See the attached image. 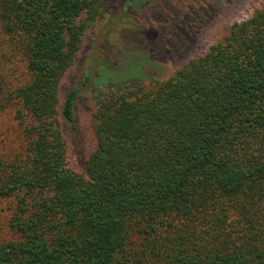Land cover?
I'll return each instance as SVG.
<instances>
[{
    "label": "trees",
    "instance_id": "16d2710c",
    "mask_svg": "<svg viewBox=\"0 0 264 264\" xmlns=\"http://www.w3.org/2000/svg\"><path fill=\"white\" fill-rule=\"evenodd\" d=\"M257 1L169 78L135 85L141 67L161 66L168 52L148 30L152 56H136L131 84L92 81L93 147L79 159L80 89L61 96V87L87 31L129 2L0 0V114L16 123L0 151L11 233L0 240V264H264ZM96 61L103 68L102 52Z\"/></svg>",
    "mask_w": 264,
    "mask_h": 264
},
{
    "label": "rangeland",
    "instance_id": "374dc122",
    "mask_svg": "<svg viewBox=\"0 0 264 264\" xmlns=\"http://www.w3.org/2000/svg\"><path fill=\"white\" fill-rule=\"evenodd\" d=\"M125 1L129 2V5L124 6L123 10H118V16L115 17L110 9L108 18L97 21L87 31L78 61L61 87V96L72 87L80 89L76 107L79 133L72 137L79 159L89 154L93 147V136L88 126L89 114L92 111L90 99L92 81L97 78L95 84L113 83L117 87L131 84L126 82L138 75L134 67L136 56L145 58L152 56L146 50L143 40L144 36L147 38L150 34L148 30L155 32L156 37L161 33L162 43L159 46L167 45L168 52L161 66L157 64L142 66V76L132 82L135 85L142 83L147 85L153 80L169 78L175 69L204 52L219 37L224 26L245 20L258 6L257 0ZM181 21L189 23L185 27L182 25L179 27ZM103 44L106 45L104 48ZM101 52L105 63L103 68L99 65L98 69H102V72L96 77L98 72L96 55ZM85 77H88L86 84ZM15 129L16 123L12 115L0 114V151H3L4 144H10L16 138ZM70 164L75 169L82 167L81 161L76 160L73 155H70ZM6 207L7 203L0 201V240L11 239L7 227L9 212Z\"/></svg>",
    "mask_w": 264,
    "mask_h": 264
}]
</instances>
